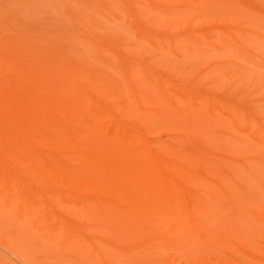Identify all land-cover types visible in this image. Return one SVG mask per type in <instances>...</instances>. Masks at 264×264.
Wrapping results in <instances>:
<instances>
[{
  "label": "bare ground",
  "instance_id": "1",
  "mask_svg": "<svg viewBox=\"0 0 264 264\" xmlns=\"http://www.w3.org/2000/svg\"><path fill=\"white\" fill-rule=\"evenodd\" d=\"M123 1L61 3L56 8L61 16L56 14L58 24L51 34L46 28L41 35L36 30L20 32L10 24L1 30L0 200L7 211L0 210V215L8 212L21 224L31 222L51 243L72 241L69 247H86L83 260L96 264H167L196 238L203 241V247L226 242L241 249L247 242H235V233L252 229H243L237 221L255 219L264 229V202L253 208L250 203L256 193L264 197V190L258 188H264V171L255 177L264 164L253 170L259 171L252 178L262 182L260 186L256 183L259 191H254L249 180L244 185L253 190L246 196L251 200H241L245 192L241 195L243 188L234 185L241 169L252 168V163L245 167L249 159L243 168L232 165L227 156L213 158L209 149L222 151L219 139L207 142L196 137L184 144L159 139L156 143L158 123L150 118L199 130L209 116L232 125L251 143L264 148V120L246 115L232 101L214 102L209 94L193 95L195 87L199 89L203 83L216 89L224 76L218 72L222 68L228 71L224 63L221 69L210 63V68H205L201 58L210 55L209 61L215 63L217 57L223 60L224 54L231 52L235 58L257 64L256 54L264 56L251 46V41L264 42V9L260 7L264 2L257 0L255 5L252 0H227L224 6L211 8L216 1L145 0L139 4L138 0L134 7L129 5L132 9H125ZM236 6L243 15L233 13ZM1 23L6 26L5 21ZM222 25L225 28L219 30ZM203 27L210 33L197 41L184 34V38L159 40L164 32L198 33L196 29ZM46 37L51 38V44L43 46L40 42ZM25 41H30L29 47L23 50L18 43ZM103 42L112 44V49L101 48ZM185 52L200 57L202 65L194 67L182 61ZM71 53L75 54L73 60L67 59ZM144 54L151 55L156 66L177 73V84L160 77L158 68L141 67L139 59ZM213 56L215 60H211ZM257 81L254 78L253 84ZM178 88L182 89L180 95ZM232 88H227L228 92ZM189 113L192 115L184 118ZM139 125L144 126L143 133L138 129L141 134L136 129ZM246 147L241 154L248 151ZM228 182L233 186L231 192ZM228 191L238 195L239 201H247L245 210L249 208L247 213L254 218L238 209L244 217H228L238 219L240 230L234 228V233L232 223L217 218L219 212L226 215L222 212L227 204L233 209L239 204L237 196L230 199ZM217 196L225 201L218 204ZM220 204L223 211L221 207L218 211ZM81 220L87 223L85 227L78 225ZM1 246L7 251L8 245ZM262 251L255 249L248 256L263 258Z\"/></svg>",
  "mask_w": 264,
  "mask_h": 264
},
{
  "label": "rangeland",
  "instance_id": "2",
  "mask_svg": "<svg viewBox=\"0 0 264 264\" xmlns=\"http://www.w3.org/2000/svg\"><path fill=\"white\" fill-rule=\"evenodd\" d=\"M81 1H84V0H0V23L2 21L3 22L5 21V23H6V24L4 23L6 26H4L3 23H1L4 27L0 26V28L2 27L0 29V32L5 27L10 28V26H12L15 30H17L15 27H19L18 29L20 32H22L24 30V32H27V33H29V32L31 33V31L35 32V30L37 33H39L40 31L43 30L42 31L43 33H41V32L40 33L45 34L46 31L49 32L51 29V31L49 32V34H51V32H53L56 29V27H57L56 24H58V20L56 18L61 16V15L57 14V9H56L57 6L58 5L60 6L61 3L65 4V3H70V2H72L75 5H78L79 3H81ZM144 1L141 0L139 2L138 0H124L123 5L125 4V6H123V7L125 9H128L131 6L134 7L136 4H138V2H139V4L142 2L146 3V1L145 2ZM147 1H149V0H147ZM208 1H211V2L216 1V3L212 4L213 7H211V8L222 7L227 2V0H208ZM256 1L257 0H252V3L255 5H258V3ZM259 1L264 2V0H259ZM133 4H134V6H133ZM149 4H150V2H149ZM149 4H146V5L148 6ZM263 4L264 3H262V5H260V7H263L262 9H264ZM129 5H130V7H129ZM127 6H128V8H126ZM211 8H209V9H211ZM130 9H132V8H130ZM53 13H55V14L53 15ZM233 13L235 15L240 16V15H243V10L241 8L237 7L234 9ZM56 14L58 15L57 17H56ZM213 14H214V12H213ZM53 16H55V18ZM51 18H53V20ZM41 19H42V22L40 21ZM35 20L37 21L36 23H35ZM262 20H264V18H262ZM13 22H14V24H11ZM7 24H10V26L9 25L7 26ZM41 24H43V25L41 26ZM139 24L144 26L143 23L142 24L139 23ZM23 27H24V29H23ZM219 27H220L219 30H223V28H225L223 25H222V27L221 26H219ZM45 28H46V31H45ZM32 29H34V30H32ZM26 30H31V31L28 32ZM196 30L198 31V33L195 31L189 32L188 30L187 31H181L180 33L182 34V36H180L181 34H179L175 30H174L175 33L172 31L166 32V33L164 32V34L163 33L161 34V37L159 38V40L160 39L163 40L164 38L166 39L167 37H168L167 39H172V37L173 38H178V37L184 38L183 37V34H184V36H186L187 39L188 38L190 39V37H191V39L195 41V39L197 38L196 39V41H197V40H200L202 37L207 36L210 33V29L208 27H206V28L203 27V28L196 29ZM126 32H127V34H129L128 30H126ZM167 34H169V35H167ZM129 35L131 36V34H129ZM131 37H133L135 39L136 34H134V36H131ZM46 40H47V42H46ZM50 41H51V38L46 37L43 39L42 43L40 42V44H42L43 46H47V45L51 44ZM29 42L30 41L19 42L18 46L21 49L23 48V50L24 49L26 50L29 47ZM34 42L36 44H38L37 41H34ZM53 42L54 41H52V43ZM61 42H62V44L63 43L65 44L67 41H61ZM65 45H68V42ZM99 45H101L102 47ZM99 45L98 46L101 48L110 49V46L112 44H109V43L107 44V43L103 42V43H100ZM251 46H253L255 48V51L258 52V54L260 52L264 53V42L261 43V41H259V40H257L256 42L251 41ZM71 54H67L68 55L67 59L70 58V60H73V58H75L74 57L75 54L74 55L73 54L71 55ZM219 54H221V53H219ZM229 54H231V56H230L231 59H230V57H227V56H229ZM224 55H222V54H221V56L219 55L220 57L224 56L222 58L223 60H221V58H219V57H217L218 60H215L214 58H216V57L213 56L211 58V60L214 59L215 63H214V61H209L210 60L209 58L211 57L210 55L207 58H201V61L207 64V65L206 64L203 65L205 68L210 63L209 66L211 64H213V66H215V67L219 66L218 68L221 69V67H223V63H224V65H225L224 68H226L228 71L226 72L225 69L223 71V68H222L221 72H218L221 74H222V72H224L223 73L224 76L220 77V79H219V80L222 79V83H219L221 81H217L220 85H218V84L216 85V89H214L215 91L213 90L211 84H208V83L204 84L203 83L199 86L197 85L199 87V89L197 87H195L196 90L195 89L193 90V95L194 96L195 95L202 96V95H208L209 94L210 98L213 97V99L215 100V101L213 100L214 102H222V101H226V100L228 102L232 101L231 103H233L235 108L236 109L238 108V110H241V111H245L247 113L246 115L264 120V81H263L264 80V56L260 57L259 55L256 54V56L254 57V60H256L255 62H257V64L256 63L254 64V62H251L249 60H242V59L235 58V56H232L231 52H229L228 55L226 53ZM217 56H218V54H217ZM257 56L259 58L256 59ZM181 58L184 59L182 61H184L185 63H188L194 67H196L197 64L202 65L201 61H198L200 57L198 58L194 54L191 55V53H189V52H187V53L185 52ZM226 60L229 62H227ZM234 60H237V61H234ZM259 60H261V61H259ZM241 61H243V62H241ZM235 62H236V64H235ZM239 62H241V63H239ZM251 63L253 66L251 65ZM154 64H155V62L153 61L151 55H149V54H144L143 56H141V60L139 59V65L141 67L143 66V67H146L149 69L151 68L150 70L158 68L159 70L157 69L158 71L156 70V72H157V74L159 73L158 75L160 77H162L165 80L171 79L170 81L173 80L172 82L177 84V82H178L177 80L179 79V75L177 73H171L168 70V68H166L167 66L166 67H163V66L158 67V66H156V64H155V66H153ZM246 64H248V65H246ZM239 65H240V67H239ZM209 66H208V68H210ZM220 69H216L215 71H218ZM213 71H214V69H213ZM215 71H214V73H216ZM209 73L211 75V72H209ZM218 73H217V76L219 78ZM238 74H239V77H238ZM242 74H245V75L242 76ZM234 75L237 77L235 78ZM243 78H244V80H242ZM254 78H257L258 81L253 84ZM216 80H218V79H216ZM235 80H237L236 84H235ZM232 81L234 83L231 84ZM187 82H188L187 85L191 86L190 85L191 81L190 82L187 81ZM233 84H235V86H232ZM230 87H234V88H232V91L228 92V89ZM181 90H182L181 88L176 89V93L179 95L182 94ZM212 90L214 91L213 93L210 92ZM211 94H213V95H211ZM248 111H250L251 114ZM190 115H192V114L191 113L186 114V116L184 118H188V117H190ZM207 117H208L207 120H203L200 123V127H199L200 129L199 130L194 129V128L193 129L188 128L185 125H182L181 128H178L176 125L177 122H172L174 124L173 125V124H170L169 121L165 120V119L158 120V119L150 118V120L156 121L158 123V131L156 132V135H155V137L157 139L155 138L156 140H153V141H155L157 143V142H160L159 141V139H160L161 141H165V142L166 141H178L181 144L182 143L184 144L185 142H188L191 139L196 138V137L202 138L204 141L206 140L207 142H212L214 140L219 139L220 140L219 142H221L220 148L222 149V151L221 150L220 151H214V149H212V148L209 149V153L213 158L218 160V159H220L219 156H221L222 159H223V157L227 156V157H229V161L231 162V164L236 165L237 167H240L239 164L242 165L246 159L247 160L249 159L247 161V163L245 164V167H246V165H249L250 163H252L251 165H253V166L250 165L252 167V168H250V171H249V169L247 171H246V169L245 170L241 169V170H243L240 173L241 176L237 178V179H239V181H238L239 183L237 182V184H236V182H235V185L232 183L234 186H236V187L238 186L239 189L243 188V190H242L243 192H241V190L238 189L241 192V195H242V193L244 194V192L246 194V195L244 194V196L242 195V198L243 197H245V198H243L241 200H244V199L248 200L249 197L247 199L246 196H248V194H251L253 191V190H251L252 189L251 187H250L251 189L249 190L248 189L249 187L244 185L245 183H248L249 180L251 182V183L250 182L249 183L253 184L252 186L255 187L254 191H257L258 188H260L259 190H261L260 192H262L264 190V188L261 187L262 186L261 184H259L262 182L259 181V183H257V180L256 181L254 180L256 178H254V179H252V178L256 175V172L257 173L259 172V171L253 172L254 168L256 170L260 169L262 167L261 164L262 165L264 164V148L260 147L257 144L251 143L249 140H247L245 138V136H243L241 133H239L232 125H230L228 123L222 124V123H220L219 120H214L213 118H212L213 119L212 120L209 118V116H207ZM182 122L185 124L184 121H182ZM170 126H172V127H170ZM136 129H137V132L139 134H141L144 131V126L139 125L136 127ZM138 129L140 131H142V129H143V131L140 133V131ZM152 139H154V138H152ZM226 142L228 143V145H227L228 147L225 145ZM245 146H247L245 148V150L248 149V151L247 152L245 151L243 154H241L242 153L241 150ZM251 149H253V150H251ZM194 150L195 149H192L193 152H194ZM250 151H251V155L246 156V154L247 153L249 154ZM250 158L253 160H251ZM255 159H256V161L258 160L256 165L253 164ZM167 160L171 161V158L170 159L167 158ZM243 165H242V167H243ZM245 167H243V168H245ZM262 171H264V166H263V169L261 168L259 175L257 174L255 176V177H257V179H258V176L260 177V175L263 173ZM254 173H255V175H254ZM246 175L249 176V179ZM244 176H246V177H244ZM242 178H246L247 182L244 179H243L244 181L240 180ZM237 179H232V181L234 182ZM261 179L263 180L264 177ZM229 180H231V179H228V181ZM256 183L259 184V186L261 185L260 187L257 188V190H256V187H257ZM228 184H229V182H228ZM250 184H249V186H251ZM230 186H232V185L229 184V191L231 190ZM246 188L250 191L249 193H247L248 191H246L247 190ZM234 189H235V187H234ZM244 189H245V191H244ZM238 190H237V194H238ZM229 191H228L227 195L230 196V199L236 198L235 196H237V198H236L237 200L239 199L238 195L232 196L233 194H231L230 193L231 191L230 192ZM232 192H233V190H232ZM235 193L236 192H234V194ZM256 195L257 196H254V198H253V196H251V199L254 200V201L252 200L250 202V203H252L251 204L252 208H253V206L254 207L259 206L260 204H262V202H264V200H263L264 197H262V194L260 196L259 193L258 194L256 193ZM219 198H218V196L216 199L214 197L215 201L217 200L216 202L218 204H219V202L223 203L225 201V200H222L223 198L222 199H219ZM218 199H219V201H218ZM224 199H225V197H224ZM241 200L240 201L238 200L239 204L237 203L238 205H235L237 207V208H235V209H237V211L235 209H233L234 207L229 206L228 204H227V206L224 207V208L227 207V209H224V211H223V207L220 204L218 211L221 207L223 212L221 210L220 211L222 213L225 212L226 215L224 216L220 212L218 215L221 214L226 218L224 219L223 216L218 217V215H217V218H221V220H222L221 221L219 219L217 223L219 224L220 221H221V223H223V222H225V220L227 221V224L232 223V225H230V226H231V231L233 233L235 232V230L236 231L240 230V228L238 229V226H242L243 229L244 228L252 229L250 232L249 231L245 232L243 230L245 233H243L242 229H241L240 230L241 232L238 231L235 233L236 234L235 239H234L235 242L245 241V242H247L245 247L238 249L237 246H235L234 244H230V243H226V242L225 243L222 242L219 244L215 243V242H211V243H209L210 244L209 247H203V245H204L203 241H201L199 238H196L195 243L193 245H188V246L184 247L183 251L179 255H177L173 261H171L167 264H264V260H261V259H264V257L260 258V256L256 257L253 255L251 257L248 256V254L255 252V249L260 250V252H263L262 250H264V238H262V237H264V229L261 228V226L256 221L254 222L255 219L253 217H251V215L250 216L248 215L249 213H247V212H250L249 208L246 212L245 209H247V208H245L246 207L245 205L247 204V201L246 202L244 201L245 203H243V201H241ZM250 200H248V201H250ZM235 202H237V201H235ZM235 202H233V203H235ZM257 204H259V205H257ZM251 205H249V206H251ZM238 209L244 210L245 213L247 214V217L249 216V217L253 218L254 220L252 221V220L248 219L249 220L248 221L247 219H244V218L242 220H239V221H237L238 219L237 220H230L233 217H234L233 219H236L235 218L236 216L240 217L239 215L244 214L241 211H238ZM0 210L7 211V210L3 209V203L1 200H0ZM230 215H232V216H230ZM228 217H230V219ZM81 221H77L78 225L80 227H85V225H87V223L85 221H82L83 223H81ZM233 221H235V222H233ZM236 221L239 224L238 226L236 224ZM249 222L252 224L251 226H249V224H250ZM81 224H83V225L81 226ZM234 228H235V230H234ZM24 229H25V231H23ZM245 230H247V229H245ZM80 233H82L85 237L89 236V234L86 231H84V232L80 231ZM2 238L4 239V241L2 240ZM0 241H1L0 242V264H96V262H94L92 260H83V256H82L83 252L88 251V250H85L86 247L84 248V247H81V245H78V246H80V248H79L76 244L74 246L72 245V247H69V242L71 245L72 241H69L68 244L66 243L67 246H65L66 244L61 245L60 242L51 243V242H49L47 237H45L40 231L33 228V225L31 222H26V223L21 224L16 219V217H14L13 214L8 213V212L7 213L5 212V214L0 215ZM9 241L11 244H9ZM2 244L8 245L7 251L5 250L6 246H5V248H3L4 246H1ZM9 246H10V248H9ZM8 248H9V250H8ZM12 250L16 251L15 252L16 256H14V257L12 256V254H14V252ZM10 251H12V254H10ZM147 257L148 256L145 257L146 262H147V259L149 260V257L148 258ZM147 263L152 264L151 262L150 263L147 262ZM106 264H118V263L107 262Z\"/></svg>",
  "mask_w": 264,
  "mask_h": 264
}]
</instances>
